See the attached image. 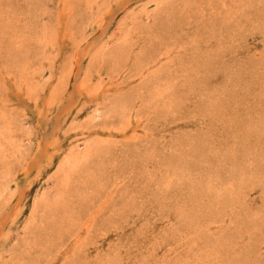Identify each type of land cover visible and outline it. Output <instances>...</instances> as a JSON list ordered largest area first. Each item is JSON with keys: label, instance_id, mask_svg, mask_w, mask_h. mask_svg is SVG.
Returning a JSON list of instances; mask_svg holds the SVG:
<instances>
[{"label": "rangeland", "instance_id": "374dc122", "mask_svg": "<svg viewBox=\"0 0 264 264\" xmlns=\"http://www.w3.org/2000/svg\"><path fill=\"white\" fill-rule=\"evenodd\" d=\"M0 264H264V0H0Z\"/></svg>", "mask_w": 264, "mask_h": 264}]
</instances>
